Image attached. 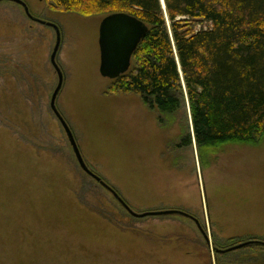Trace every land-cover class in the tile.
Segmentation results:
<instances>
[{"label": "rangeland", "instance_id": "obj_1", "mask_svg": "<svg viewBox=\"0 0 264 264\" xmlns=\"http://www.w3.org/2000/svg\"><path fill=\"white\" fill-rule=\"evenodd\" d=\"M21 1L59 27L56 108L88 169L137 214L191 215L209 244L188 219L131 217L78 168L50 109L55 33L0 2V264H264L261 244L220 253L264 243V137L201 158L187 102L170 116L133 94H106L112 81L99 74L98 46L105 15Z\"/></svg>", "mask_w": 264, "mask_h": 264}, {"label": "trees", "instance_id": "obj_2", "mask_svg": "<svg viewBox=\"0 0 264 264\" xmlns=\"http://www.w3.org/2000/svg\"><path fill=\"white\" fill-rule=\"evenodd\" d=\"M163 1L165 11L159 0H45L54 11L124 13L147 26L130 69L107 95L133 94L147 109L170 116L187 102L201 158L226 146L258 144L264 137V0Z\"/></svg>", "mask_w": 264, "mask_h": 264}, {"label": "water", "instance_id": "obj_3", "mask_svg": "<svg viewBox=\"0 0 264 264\" xmlns=\"http://www.w3.org/2000/svg\"><path fill=\"white\" fill-rule=\"evenodd\" d=\"M0 2H9L21 7L27 19L39 25L51 28L55 33V46L50 55L49 62L57 76V85L50 99V109L55 118L57 119L58 123L60 124L66 136L68 144L71 148V151L75 157L77 165L79 166L81 171L85 173L88 177H90L92 180H94L105 191H107L111 195V197L120 205V207H122L126 211V213L131 217L141 219L145 217L179 216L188 219L195 224L196 228L198 229L206 244L208 245L209 240L205 232L201 229V226L197 219H195L191 215L179 210H163L137 214L129 208V206L109 185H107V183H105L100 177H98L88 169L80 154L76 140L69 125L56 108V100L63 86V74L56 62L57 54L60 47L59 27L51 22L42 21L33 17L30 14L27 5L21 0H0ZM159 2L162 9L165 11L164 1L159 0ZM147 32L148 28L144 23L138 21L134 17H131L127 14L116 13L104 17L100 23L98 35V46L100 52L99 74L103 78L111 81L126 74L130 69L132 56L142 39L147 34ZM190 126L192 131V137L194 140L191 118ZM260 244L264 245V243H260L257 241L245 242L235 247L224 250L220 253H228L251 245Z\"/></svg>", "mask_w": 264, "mask_h": 264}]
</instances>
